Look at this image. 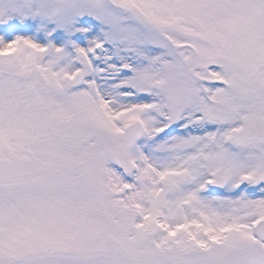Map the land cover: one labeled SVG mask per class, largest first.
<instances>
[{"label":"snow or ice","instance_id":"obj_1","mask_svg":"<svg viewBox=\"0 0 264 264\" xmlns=\"http://www.w3.org/2000/svg\"><path fill=\"white\" fill-rule=\"evenodd\" d=\"M0 264H264V0H0Z\"/></svg>","mask_w":264,"mask_h":264}]
</instances>
